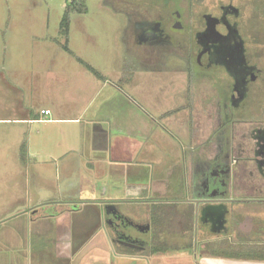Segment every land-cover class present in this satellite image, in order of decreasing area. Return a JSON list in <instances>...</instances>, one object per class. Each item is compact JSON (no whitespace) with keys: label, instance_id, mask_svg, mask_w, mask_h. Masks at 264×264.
Segmentation results:
<instances>
[{"label":"crops","instance_id":"0c3cea01","mask_svg":"<svg viewBox=\"0 0 264 264\" xmlns=\"http://www.w3.org/2000/svg\"><path fill=\"white\" fill-rule=\"evenodd\" d=\"M63 15L58 33L67 37L50 41L60 44L56 61L68 56L59 77L50 72L56 90L48 91L43 105L27 102L23 116L0 118V123L27 125L12 150L21 180L2 184L10 199L0 206V264H264V254L252 255L255 249L264 253V228L255 222L264 219L256 211L264 200L251 199L255 192L248 182H237L240 191L227 204V229L208 216L205 224H196L194 214L190 219L186 212L193 182L182 180L190 164L171 160L183 146L169 131L182 140L188 125L175 122L181 113L160 117L164 111L151 104L152 120L160 117L167 129L144 118L136 90L144 85L141 76L151 78L150 85L153 76L163 74L132 71L129 81L122 78L125 87L106 84L105 75L88 70L68 45ZM114 209L138 224L150 223L147 237L156 232L167 244L131 251L112 241L107 221ZM231 212L237 215L232 228Z\"/></svg>","mask_w":264,"mask_h":264},{"label":"flooded vegetation","instance_id":"af4514ba","mask_svg":"<svg viewBox=\"0 0 264 264\" xmlns=\"http://www.w3.org/2000/svg\"><path fill=\"white\" fill-rule=\"evenodd\" d=\"M238 1L123 0L119 7L127 26L124 59L136 62L133 66L123 63L124 76L132 70L163 74L158 78L168 81L175 98L171 100L174 107L160 117L181 113L186 118L185 143L169 131L183 146L171 154V160L190 164L182 180L193 182L188 190L193 203L186 212L190 219L194 214L197 223L205 224L208 216L224 229L230 213L227 204L240 191L237 182H248L255 192L252 200H264V184L259 183H264V34H253L256 26L263 29L264 4L254 3L253 13L246 17L247 2ZM245 24L249 31L243 35ZM150 79L141 76L144 82ZM200 123L206 124L207 134L199 135ZM197 138L203 140L197 142ZM197 200L201 203L196 215ZM111 217L119 224L113 241L128 250L167 244L159 241L156 232L147 237L150 223L138 224L117 209Z\"/></svg>","mask_w":264,"mask_h":264},{"label":"rangeland","instance_id":"374dc122","mask_svg":"<svg viewBox=\"0 0 264 264\" xmlns=\"http://www.w3.org/2000/svg\"><path fill=\"white\" fill-rule=\"evenodd\" d=\"M82 1V10L70 13L69 16L68 45L84 62L91 64L101 75H105L106 84L125 87L131 74L124 76L123 63L127 61L133 66L136 62L124 59L126 46L123 38L127 26L126 18L119 9L123 0ZM245 1L247 2L244 9L246 17L253 13L254 3L264 4V0H251V4L248 0ZM67 4L71 5V0H0V118L11 119L14 116H23L27 102L43 105L47 102L48 91L56 90L58 84H55V80L51 78L54 76H51L50 72L56 70L54 73L59 77L60 67H63V70L67 67L68 56L63 55V59L56 61L55 51H59L56 48L60 44L54 40L57 44L55 46L50 41L51 38L64 41L67 37L59 36L58 33L59 23ZM248 27V24L242 27L243 35L248 33ZM262 27L263 29L260 30L256 26L253 34L263 35L264 25ZM61 50L65 52L64 49ZM69 59L70 62H77L71 57ZM73 64L78 66L77 63ZM120 76L127 78V81L119 79ZM95 82L97 86L100 84L98 80ZM142 83L144 85H139L136 90L142 94L138 97L141 99L140 105H143L141 107L144 109V118L153 119L146 115L154 112L149 104L161 112L173 106L171 100L175 95L172 97L173 89L165 85L168 81L163 83L158 76H153L150 85H147L149 82ZM162 88L164 93L160 92ZM98 98L99 95L96 99ZM198 110L199 113L202 112V107L199 106ZM157 119L156 122L153 120L152 122L167 129L165 121L160 117ZM185 120L186 118L180 116L175 118L179 126L186 124ZM200 125L199 135L207 134L209 129L206 124L200 123ZM26 126L19 123H0L1 209L10 199L8 187L2 184L11 185L12 182L21 180V166L16 160V155L12 154V150L24 138V132L27 131L21 128ZM195 140L201 142L203 139ZM252 211H255V207L251 209ZM256 211L264 213V206H259ZM236 220V213L231 212L229 215L231 228L235 226ZM255 222L264 228V219L256 217Z\"/></svg>","mask_w":264,"mask_h":264},{"label":"trees","instance_id":"16d2710c","mask_svg":"<svg viewBox=\"0 0 264 264\" xmlns=\"http://www.w3.org/2000/svg\"><path fill=\"white\" fill-rule=\"evenodd\" d=\"M83 4V1L82 0H71V5H66V8H65V11H64V15H63V18H62V22H61V26H62V31H63V34L64 35H68V31H69V23H70V13H73V12H78V11H81L82 6ZM65 49H67L69 52L72 53V51L67 47L65 46ZM78 60L88 69L90 70L92 73H94L97 77L99 78H102V75L99 73V71L94 68L91 64H88L86 62H84L81 58H78ZM244 248L249 251L245 246ZM243 248V249H244ZM252 248L251 247V251H252ZM255 252L252 253V255H262L264 254L262 251H258L255 249L254 250ZM259 257V256H258Z\"/></svg>","mask_w":264,"mask_h":264},{"label":"water","instance_id":"95a60500","mask_svg":"<svg viewBox=\"0 0 264 264\" xmlns=\"http://www.w3.org/2000/svg\"><path fill=\"white\" fill-rule=\"evenodd\" d=\"M235 31H236V33L238 34V30H235ZM202 201H203V200H202ZM205 201H206V200H205ZM200 203H201V202H199L198 200H197V201H194L196 215H197L198 207H199ZM204 203H206V202H204ZM114 215H115V216H114L115 220H116V219H117V220H118V219L120 220L121 217H118L116 214H114ZM107 224L110 226V228H111V230H112V233H114L115 230H118V228H119V224H118L116 221L114 222V219H112V217L109 218V220L107 221ZM112 241H113V240H112Z\"/></svg>","mask_w":264,"mask_h":264},{"label":"built area","instance_id":"2783aa9c","mask_svg":"<svg viewBox=\"0 0 264 264\" xmlns=\"http://www.w3.org/2000/svg\"><path fill=\"white\" fill-rule=\"evenodd\" d=\"M42 112H43V114H46L47 115V114L50 113V110H43Z\"/></svg>","mask_w":264,"mask_h":264}]
</instances>
